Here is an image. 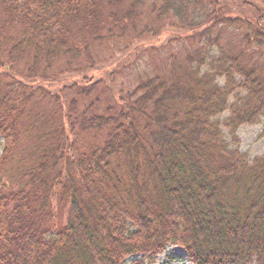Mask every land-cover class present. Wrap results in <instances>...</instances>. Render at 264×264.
<instances>
[{"label": "trees", "instance_id": "obj_1", "mask_svg": "<svg viewBox=\"0 0 264 264\" xmlns=\"http://www.w3.org/2000/svg\"><path fill=\"white\" fill-rule=\"evenodd\" d=\"M160 1L155 22L188 34L162 71L25 93L21 77L139 36L135 4L0 0L1 65L18 74H0V170L19 162L0 189V264H151L169 245L191 264H264V151L249 159L236 133L264 117V12Z\"/></svg>", "mask_w": 264, "mask_h": 264}, {"label": "rangeland", "instance_id": "obj_2", "mask_svg": "<svg viewBox=\"0 0 264 264\" xmlns=\"http://www.w3.org/2000/svg\"><path fill=\"white\" fill-rule=\"evenodd\" d=\"M218 2H221V4L226 3L224 0H218ZM248 2L251 5L250 9L253 10L251 19L258 20L261 15L260 12H264L261 8V3L258 0H248ZM130 4L135 5L133 6V17L129 20V27H134V29L138 30L137 33H141L139 36L126 33L128 36L122 39L94 44L89 55L83 56L79 61L74 62L71 68L63 59H58L53 64V71L54 73L58 72V75L53 77L54 73H52L45 81L36 80L33 82L24 80V77H21V81L26 87L24 88L25 93L28 91L27 86L35 88L36 86L34 85L40 84L41 87L44 86V89H49L50 93H55L58 86L80 83L82 78L88 79V82H85L87 84L100 79L105 83L104 85L113 91L115 88L126 90L134 86L137 80L136 72L140 71L141 74L153 75L159 69L162 71L165 66H168L172 56H177L181 50V45L183 44L179 42L182 40L187 41L188 34L181 31L182 29L180 28L166 30L167 27H170L169 22L166 20L169 15L161 17L160 20H164L160 23L155 22L153 18L155 12L151 13V9L153 4L154 7H159L161 5L160 0H121L119 7L128 8ZM222 8L230 14L242 15L241 11L236 7L231 10L230 6L222 4ZM244 14H247V12L245 11ZM259 22L264 26L263 21L261 22L259 19ZM180 35H183V37L180 38ZM175 59L177 58L175 57ZM18 65L17 69L20 68L21 64ZM7 66V64L1 65L0 56V74L8 75L9 73L10 77L12 74L18 75L12 70V66ZM30 83L31 85H29ZM263 124L264 117L257 124L242 125L237 129L239 148L247 154L249 159L264 151V136H258ZM85 140L89 141L90 135L81 139V141ZM1 142L0 137V153ZM18 163L10 162L0 170V189H5L14 182L15 165L17 164L18 166ZM132 258H127L126 263L128 264ZM151 264H191V262L185 256L182 248L176 245H169L154 258Z\"/></svg>", "mask_w": 264, "mask_h": 264}]
</instances>
